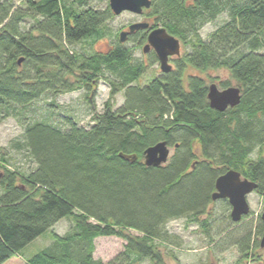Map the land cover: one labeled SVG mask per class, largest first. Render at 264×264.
I'll return each mask as SVG.
<instances>
[{"label":"trees","instance_id":"trees-1","mask_svg":"<svg viewBox=\"0 0 264 264\" xmlns=\"http://www.w3.org/2000/svg\"><path fill=\"white\" fill-rule=\"evenodd\" d=\"M89 1L27 0L17 7L15 0H0V122L11 106L45 94H92L100 79L109 87L103 111L94 113L89 127L73 117L64 118V127L47 120L25 125L18 146L35 166L27 173L1 157L0 264L66 217L73 221L70 229L53 232L52 243L24 264H167L162 247L180 241L166 225L186 218L207 232L209 216L201 217L227 169L249 166L244 175L264 187V156L251 160L264 146V0H152L151 26L126 41L143 49L150 29L162 26L190 50L145 86L134 83L147 66L126 41L106 52L72 49L103 38L114 16L110 6L98 10ZM223 13L229 19L204 39L202 27ZM148 55L151 64L159 62L154 51ZM189 67L227 69L241 88L239 105L212 108L206 79L186 74ZM121 92L125 101L114 108ZM161 141L173 154L161 166H147L144 151ZM251 234L240 239L234 264H262L251 256ZM112 236L126 241L123 251L109 262L96 259L95 240Z\"/></svg>","mask_w":264,"mask_h":264},{"label":"rangeland","instance_id":"rangeland-1","mask_svg":"<svg viewBox=\"0 0 264 264\" xmlns=\"http://www.w3.org/2000/svg\"><path fill=\"white\" fill-rule=\"evenodd\" d=\"M39 1V0H35ZM71 4L74 0H63ZM27 0H15L17 7H26ZM98 10H104L109 6V0H90L88 5ZM147 9L142 14H135L125 11L109 19L104 27L105 35L103 38L93 40L91 38L82 40L72 46L73 50L82 53L106 52L119 42V34L123 30H128L130 24L140 21H148ZM229 19L227 13H223L216 20L205 24L200 30V34L206 40L222 24ZM29 26V24H27ZM127 47H132L135 58L144 60L147 69L145 73L134 83L145 86L153 78L160 77L163 72L159 67V62L150 63L148 53L143 52L134 42L126 41ZM190 50L189 46L182 44L181 55ZM175 56V59L181 57ZM174 60L172 64H174ZM174 66V65H173ZM186 74L197 75L206 79L207 84L216 83L220 89H223L221 83L227 81L230 86H238L235 79L231 77L227 69H207L204 71L195 68H188ZM87 93L85 89H78L62 94H45L38 100L26 106H11V115L5 116L0 122V160L5 157L10 168H16L20 173H27L34 168V163L25 153L24 149L19 148L18 143L23 138L24 127L32 121H43L53 123L59 127H64L63 122L66 117L75 118L81 126L89 127L93 125L94 113L103 111V105L109 98V87L104 79L94 87V92ZM125 97L123 92L116 95L114 99V108L123 105ZM197 155H200V146L197 143L194 148ZM258 149L251 154V159L257 158V155L264 156V148L261 153ZM174 149L171 148L170 156ZM2 171V170H1ZM1 193V188H0ZM251 206L254 216L246 219L241 224L233 223L230 218V208L223 200L212 202L208 207V213L201 218L209 216V230L206 232L200 224L188 223L186 218L175 219L166 225L167 230L179 237L180 245L166 244L162 247L167 264H234L240 256V239L243 238L249 230L253 233L258 224L257 213L262 207L263 200L260 195H250ZM69 217L61 219L51 229L47 230L41 236L29 243L19 254L2 264H24L34 254L49 246L52 241V233H66L72 224ZM231 227L228 231H226ZM133 235L138 232L130 231ZM225 233V234H224ZM214 240V244H210ZM126 241L120 237H99L95 240L96 249L94 257L103 262H109L124 249ZM262 253V251H260ZM264 255V251L262 253ZM137 264H151L149 260L138 262Z\"/></svg>","mask_w":264,"mask_h":264},{"label":"water","instance_id":"water-1","mask_svg":"<svg viewBox=\"0 0 264 264\" xmlns=\"http://www.w3.org/2000/svg\"><path fill=\"white\" fill-rule=\"evenodd\" d=\"M152 0H109V6L115 15L125 11L135 14H142L145 9H149ZM149 21L135 22L129 25L128 30L120 32L119 39L125 42L131 33L140 29H148ZM151 49L157 54L159 66L163 73L170 72L173 65L170 63L171 56L181 55V41L170 34L166 28L159 26L151 28L147 43L143 46V52L148 53ZM22 58L19 59L21 63ZM208 89V100L212 108L218 111H225L229 107H235L241 102V88L238 86H229L220 89L216 83L210 84ZM170 150L167 141L158 142L148 147L144 151V162L147 166H161L168 162ZM125 159L135 161L137 155L120 153ZM257 184L248 179H241V174L235 169H229L220 175L216 180V191L212 194V199L228 198L232 205L231 218L234 222L241 220L243 215L249 213V205L246 196ZM264 219V214H263ZM261 246L264 247V236L261 239ZM213 264V263H211Z\"/></svg>","mask_w":264,"mask_h":264},{"label":"flooded vegetation","instance_id":"flooded-vegetation-1","mask_svg":"<svg viewBox=\"0 0 264 264\" xmlns=\"http://www.w3.org/2000/svg\"><path fill=\"white\" fill-rule=\"evenodd\" d=\"M147 43V42H146ZM181 49H182V44H181ZM151 51H154L153 49H151L148 53H150ZM147 54V53H146ZM174 57L175 56H171L170 57V63L172 64V61L174 60ZM172 65H174V64H172ZM212 84V83H211ZM210 85V84H209ZM208 85V86H209ZM264 148V146L261 148V149H263ZM261 149L260 148H258V153H261ZM260 156H262L261 154L259 155H257V158L259 157L260 158ZM257 158H255V159H251V160H256ZM250 163V162H249ZM248 167L249 166H247V168L245 167V169H235V168H229V169H235V170H237L238 172H240V174H241V179L242 180H244V179H248L249 181H252V182H255L256 184H257V186L250 192V193H248L247 194V196H246V199H247V203H248V205H249V213L247 214V215H243L242 216V218H241V220L240 221H238V222H234L233 220H232V218H231V212H232V205H231V203H230V201H229V199L228 198H220V199H217V200H213V201H218V200H223V201H225L227 204H228V206H229V208H230V213H229V215H230V218H231V220L234 222V223H237V224H241L243 221H245L246 219H250L251 217H253L254 216V211H253V209H252V206H251V198H250V195L251 194H257V195H260L261 196V198H262V200H263V203H262V207H261V209H260V211L257 213V218H256V220L258 221V224L256 225V230L251 234L252 235V251H251V256L252 257H255L256 259H258V260H260L261 261V263L262 264H264V255H262V253H263V251H264V247H262L261 246V239H262V237L264 236V219H263V214H264V187L263 188H261V186H260V183L257 181V180H255V179H253V178H251V177H248V176H246V174L244 175V170H247L248 169ZM229 169H227L226 171H228ZM225 171V172H226ZM224 172V173H225ZM223 173V174H224ZM215 191H216V183H215ZM256 240H258L259 241V245L256 247V245H255V243H256ZM260 251H262V253L260 252ZM251 259H253V258H251ZM250 263V262H249ZM211 264V263H210ZM252 264V263H251ZM254 264V263H253Z\"/></svg>","mask_w":264,"mask_h":264}]
</instances>
